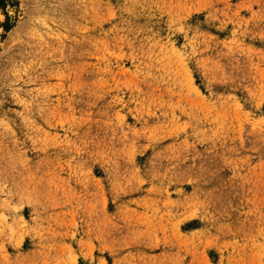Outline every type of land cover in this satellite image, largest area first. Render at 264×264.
<instances>
[{
    "label": "rangeland",
    "instance_id": "374dc122",
    "mask_svg": "<svg viewBox=\"0 0 264 264\" xmlns=\"http://www.w3.org/2000/svg\"><path fill=\"white\" fill-rule=\"evenodd\" d=\"M0 264H264V0H0Z\"/></svg>",
    "mask_w": 264,
    "mask_h": 264
}]
</instances>
